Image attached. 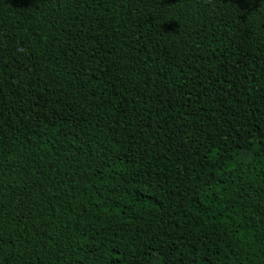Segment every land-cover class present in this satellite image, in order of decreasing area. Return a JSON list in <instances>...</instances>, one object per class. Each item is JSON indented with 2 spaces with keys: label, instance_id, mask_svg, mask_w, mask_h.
<instances>
[{
  "label": "trees",
  "instance_id": "obj_1",
  "mask_svg": "<svg viewBox=\"0 0 264 264\" xmlns=\"http://www.w3.org/2000/svg\"><path fill=\"white\" fill-rule=\"evenodd\" d=\"M0 264H264V0H0Z\"/></svg>",
  "mask_w": 264,
  "mask_h": 264
}]
</instances>
